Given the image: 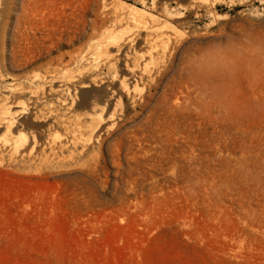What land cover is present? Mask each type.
<instances>
[{"label": "rangeland", "instance_id": "1", "mask_svg": "<svg viewBox=\"0 0 264 264\" xmlns=\"http://www.w3.org/2000/svg\"><path fill=\"white\" fill-rule=\"evenodd\" d=\"M104 1L116 2L61 0L59 14L52 0H0V102L25 106L53 146L48 159L40 147L0 162V264H264V3L225 0L216 22L180 20L149 62L163 78L67 150L63 123L85 130L91 111H65L57 82L117 87L118 56L94 55ZM46 29H59L52 41ZM60 36L68 44L52 47ZM56 116L62 127L49 128Z\"/></svg>", "mask_w": 264, "mask_h": 264}, {"label": "bare ground", "instance_id": "2", "mask_svg": "<svg viewBox=\"0 0 264 264\" xmlns=\"http://www.w3.org/2000/svg\"><path fill=\"white\" fill-rule=\"evenodd\" d=\"M239 1L251 3L261 1L264 3V0ZM52 2L57 11L61 10L59 14H65L69 8V4L61 3V0H52ZM224 2L225 0H140V4H130L123 0H116L114 5L108 9V5L104 1L103 8L108 11L102 12L100 18L92 22V28L94 29L97 27L105 28L94 46V55L107 61L115 58V55L118 56L111 63V65L119 67L113 75V78L117 81V87L100 84L97 88H92V82H82L78 87L71 88L64 84V81V83L57 82L58 85L53 90L65 97L61 101V107L65 111L84 105L89 107L91 111L90 125L85 130L82 128L74 129L71 125L63 123L66 126H63L66 132V144L63 145H66L67 150L69 148L76 149L79 139L83 136L86 135L88 140H91L92 137H98L99 129L108 131L117 125L121 119L117 107L121 108L127 99L134 100L135 93L144 79L157 82L163 78L165 73H162V69L152 68L149 62L154 61L155 54L158 55L156 53L158 42L169 40L171 37L169 32L177 29V24L183 18L188 17L190 13H194L197 17L202 16V13H207L212 22H216L221 17L218 14L219 6ZM69 24L68 19L64 20L62 24L64 29L60 32H68ZM78 24V28L83 31L86 23L80 21ZM124 25H129V28L120 30ZM58 30L46 29V39L52 41ZM139 38L151 46L144 54L136 52L135 48L132 47V44L137 43L136 40ZM57 41L51 43L52 47L68 44L62 41V36ZM73 41L74 38L71 42ZM165 50L162 51V54L165 53ZM82 53L80 52L73 59V63L82 62L81 60L84 59ZM130 63L133 65L131 66ZM1 77L2 73L0 71V80ZM17 87L18 85L12 86V92H15ZM49 92H52V89L48 90V94H50ZM28 114L29 110L25 106H19L9 100L8 97L0 102V162L7 159L10 162L20 163L25 161L26 158H28L27 161H31L40 147H42L40 153L46 155V159L50 158L53 146H49L51 151H46L45 147L47 145L45 146L41 142L42 136L34 130L39 122L34 121L32 124L27 125ZM51 121L49 128L62 127V123L57 116ZM60 148L62 150L63 146Z\"/></svg>", "mask_w": 264, "mask_h": 264}]
</instances>
